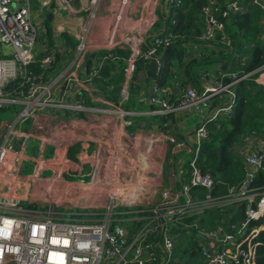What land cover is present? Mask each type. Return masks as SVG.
I'll return each mask as SVG.
<instances>
[{
	"label": "crops",
	"instance_id": "0c3cea01",
	"mask_svg": "<svg viewBox=\"0 0 264 264\" xmlns=\"http://www.w3.org/2000/svg\"><path fill=\"white\" fill-rule=\"evenodd\" d=\"M31 8L33 22L40 32L38 59L55 58L53 67L44 74L41 63L35 65L40 68L38 74L43 81L50 82L69 70L65 78L54 85L53 93L55 103L71 107L45 108L17 126L21 137L18 133L13 143L16 149H23L22 164H9L3 169L0 198L17 204L9 214L33 218L50 206L61 214L93 212L101 215L110 197L116 196L117 209L126 226L137 231L139 211L160 205L163 191L173 195L181 193L179 187L182 184L183 188L189 177L186 167L196 157L189 146L195 144L202 115L193 110L159 113V108L147 101L150 79L140 85L133 82L125 99L122 95L124 70L131 51L124 45L114 46L113 42L124 44L127 38L137 36L144 42L146 52L154 38L164 33L163 16H169L171 8L167 0H126V3L99 0L97 5L89 0H31ZM86 30L89 46L86 69H76L79 37ZM189 47L192 50L196 46ZM117 50L127 52L128 57L114 54ZM102 51L110 54L100 56ZM100 63L104 64L101 79L79 86L68 85L74 88L72 90L67 87L70 73L85 80L89 77L88 69ZM149 63L144 62L143 70ZM107 65L113 68L105 75ZM177 84L163 89L161 97L178 104L184 87ZM135 89L137 92L133 93ZM78 104L84 109L72 107ZM111 105L120 106L131 115L121 117L110 113ZM11 115L3 121H10ZM126 120L132 125L126 126ZM198 157L200 160L201 151ZM177 176L180 179L176 180ZM247 181L246 177L245 183ZM240 223L223 227L234 230ZM184 232L187 233L185 243L191 240L193 243L187 249L197 252L195 264H203L196 234ZM187 253H184L186 258ZM179 261V264H192V257L186 262Z\"/></svg>",
	"mask_w": 264,
	"mask_h": 264
},
{
	"label": "built area",
	"instance_id": "2783aa9c",
	"mask_svg": "<svg viewBox=\"0 0 264 264\" xmlns=\"http://www.w3.org/2000/svg\"><path fill=\"white\" fill-rule=\"evenodd\" d=\"M89 1L93 5L99 2ZM167 3L174 8L180 0H167ZM251 4L264 13V0H207L202 8L205 27L201 40L209 47H213L218 35L224 40L225 21ZM165 32L166 29L154 38L146 52L143 51L144 42L137 36L127 38L124 44L113 42L114 46L124 45L131 51L124 70L122 95L125 99L136 80L138 63L150 62L159 54V49H166L172 43L173 36ZM39 39V29L32 19L31 0H0V109L16 107L12 119L3 121L1 125L5 133L0 142V180L6 165L22 164L23 149H16L13 143L19 133L17 126L36 117L45 108L71 107L55 103L53 93L54 85L65 78L69 70L61 72L50 82L43 81L42 75L38 74L40 68L35 65L41 63L44 74L55 61L53 56H46L41 61L38 59ZM88 53L86 30L79 37L74 68L86 69ZM103 67L104 64L100 63L88 69L89 77L85 80L70 73L67 87L72 90L74 88L68 85L79 86L101 79ZM260 73L256 83L264 86V67ZM250 76L239 77L222 72L217 76L205 72L201 77L202 90L199 92L193 86L183 88L178 104L162 98L158 87L154 95L147 99L151 106L159 108L161 114L193 110L202 115V122L196 130L195 144L189 146L190 151L196 154L188 167L189 183L183 186L181 193L173 195L170 191H163L160 205L139 211V230L133 231L126 226L122 213L117 209L116 196L110 197L101 215L93 212L61 214L50 206L33 218L9 214L17 204L0 198V264H179L181 259L174 240V232L179 228L196 231L203 264H255L257 244L254 239L260 229L251 230L250 225L253 221L264 219V185L257 184L258 173L261 170L264 172V139L254 135L245 141V147L239 148L250 183L246 191L231 189L226 199L218 200L211 195L215 187L213 175L204 173L198 167V154L208 138L209 123L234 112L237 105L236 85ZM72 107L84 109L82 104ZM108 112L121 117L131 115L117 105H111ZM124 123L132 125L130 120ZM178 179L180 176H177ZM192 188H204L208 194L204 199L194 198L190 192ZM229 203L246 204L238 229L228 230L223 226L209 229L200 225L202 215L208 210ZM188 219L193 222L186 223Z\"/></svg>",
	"mask_w": 264,
	"mask_h": 264
},
{
	"label": "trees",
	"instance_id": "16d2710c",
	"mask_svg": "<svg viewBox=\"0 0 264 264\" xmlns=\"http://www.w3.org/2000/svg\"><path fill=\"white\" fill-rule=\"evenodd\" d=\"M206 2L207 0H180L179 5L171 8L169 16H163L165 33L171 34L173 41L166 49L159 50L160 53L164 51V56L157 87L162 91L174 88L179 83L181 88L192 85L200 92L201 77L206 71L210 70L217 76L221 72L226 75L236 74L239 77L251 75L236 85L237 105L234 112L209 123V135L201 149L198 165L204 173L213 175L215 187L211 195L221 200L227 198L231 189L241 188L246 181L243 154L238 149L254 135L264 137V86L256 83L264 67V13L251 4L246 5L243 12L232 14L225 21V33L228 35L230 46L221 51L216 46L206 47L201 40L205 27L202 8ZM191 44L196 46L192 50L189 47ZM107 54L110 52L99 53L100 56ZM114 54L128 57V53L121 50L114 51ZM144 65V62L140 61L138 71L143 70ZM110 68L113 66H106L105 75ZM119 77L116 78L117 81ZM122 80L123 74L119 82L122 83ZM226 80L230 81L229 78ZM14 112L15 106L0 109V138L3 120ZM188 180L189 177L185 184L189 183ZM257 181L258 185H264L262 170L257 175ZM190 192L194 198L199 199H204L208 194L204 188H192ZM229 205L208 210L202 215L200 225L215 228L240 223L244 218L246 204ZM192 222V219L186 220V223ZM254 228L260 229V233L254 239L257 244L255 264H264V219L253 221L250 229ZM192 232L193 235L196 234L195 230ZM186 234L182 229L174 232L177 251L181 255L190 253L189 249L183 247ZM189 243L193 244L192 240ZM195 253L197 252L192 250L191 255L195 256Z\"/></svg>",
	"mask_w": 264,
	"mask_h": 264
},
{
	"label": "water",
	"instance_id": "95a60500",
	"mask_svg": "<svg viewBox=\"0 0 264 264\" xmlns=\"http://www.w3.org/2000/svg\"><path fill=\"white\" fill-rule=\"evenodd\" d=\"M148 40V39H147ZM164 51L161 54H158L155 59L151 60L147 69L141 70L138 72L136 77V84L140 85L145 83L147 80H151L150 96L153 94L155 87L157 86V80L161 71V62L163 60ZM249 180L245 183L243 191H246L249 188Z\"/></svg>",
	"mask_w": 264,
	"mask_h": 264
},
{
	"label": "rangeland",
	"instance_id": "374dc122",
	"mask_svg": "<svg viewBox=\"0 0 264 264\" xmlns=\"http://www.w3.org/2000/svg\"><path fill=\"white\" fill-rule=\"evenodd\" d=\"M226 36H227V38H228V35L226 34L224 37L225 38H223L224 40H221V35H218V36H216V38H215V40L213 41V48L216 46V48H220V50L221 51H225L227 48H229V44H230V41H229V38H228V40H227V38H226ZM203 42V41H202ZM205 45H206V47H208V48H211V47H209L208 45H207V43H204ZM137 92V90L135 89L134 91H133V93H136ZM161 93V92H160ZM161 95H162V93H161ZM4 129H3V132H2V134H1V138H0V142H1V140H2V137H3V135H4ZM187 169H188V167H187ZM177 171H178V169H177ZM181 178L183 179V176H181ZM181 184V183H180ZM185 184V183H184ZM184 186V185H183ZM179 188H181V189H183L182 188V184L180 185V187ZM192 246H191V244L190 243H185V247L184 248H191ZM188 257H192V264H195V263H197V261H198V258L196 257V256H192V255H187ZM188 257L186 258V256H184V254H179V258L181 259V261H183V262H186V259H188Z\"/></svg>",
	"mask_w": 264,
	"mask_h": 264
},
{
	"label": "clouds",
	"instance_id": "9594fccd",
	"mask_svg": "<svg viewBox=\"0 0 264 264\" xmlns=\"http://www.w3.org/2000/svg\"><path fill=\"white\" fill-rule=\"evenodd\" d=\"M243 187H244V186H242V187H241V188H242V190H243Z\"/></svg>",
	"mask_w": 264,
	"mask_h": 264
}]
</instances>
